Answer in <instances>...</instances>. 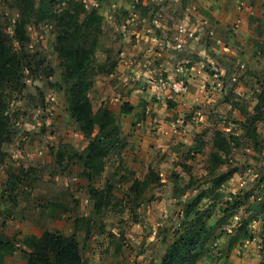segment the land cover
Wrapping results in <instances>:
<instances>
[{
    "label": "rangeland",
    "instance_id": "1",
    "mask_svg": "<svg viewBox=\"0 0 264 264\" xmlns=\"http://www.w3.org/2000/svg\"><path fill=\"white\" fill-rule=\"evenodd\" d=\"M77 1L88 10L110 8V0ZM67 5L68 0H35L37 15L26 26L29 41L20 43L13 31L18 19L14 0H0V29L20 57L18 81L0 84L8 136L1 145L6 156L0 161V236L21 248L7 253L3 264H25L29 249L22 241L45 230L74 234L84 264H161L168 247L194 216L187 211L191 206H210L212 211L204 222V252L196 264H216L230 242L243 244L248 238L238 231L240 223L252 228L251 237L257 229L263 233L264 107L259 85H264V72L239 64L226 71L217 56L213 63L202 65L212 75L209 81L190 88L182 80L187 96L199 95L196 103L161 111L157 87L151 82L162 73L123 70L121 52L127 43L123 31L129 26L125 21L116 26L101 21L100 32L88 35L92 79L88 97L93 111L108 108L113 113L119 142L104 157L103 169L88 177L82 157L89 151L90 137L70 115L74 80L63 76L55 50L52 15ZM116 11L121 16L128 12L125 7ZM179 30L188 37L185 29ZM228 32L234 34L232 28ZM255 32L264 39L263 25L257 23ZM174 40L176 48L184 41ZM259 47V55H264V47ZM167 95L166 103L172 102ZM127 105L132 106L129 115L121 111ZM162 112L174 117L169 120L174 125L161 118ZM253 116L259 119H246ZM185 128L190 136L178 138ZM137 130L144 131V137L135 136ZM216 131L237 140L216 170L230 176L213 187L208 168ZM9 181L14 182L12 189ZM259 260L264 262V250Z\"/></svg>",
    "mask_w": 264,
    "mask_h": 264
},
{
    "label": "crops",
    "instance_id": "2",
    "mask_svg": "<svg viewBox=\"0 0 264 264\" xmlns=\"http://www.w3.org/2000/svg\"><path fill=\"white\" fill-rule=\"evenodd\" d=\"M108 3V10H97L102 22L115 25L118 21H125L129 26L123 31L127 43L121 52L124 57L122 68L127 72L162 73L163 77L171 80L187 81L190 88L212 78L202 65L213 63L217 56L215 59L226 71L239 64L247 65L253 72H264V55H259V46L264 47V39H258L255 32L257 23L264 26V0H110ZM117 7H125L128 12H123L124 16H121L116 11ZM117 27L122 30L121 25ZM180 28L188 32V37ZM230 28L233 29L232 36L228 32ZM180 37L184 40L180 44H183L176 48L174 39ZM238 45L243 48H237ZM154 92L162 104L161 111L170 107L164 94L172 99V102H167L174 103L170 108L175 105L178 109L180 105L193 103L199 97L197 94L187 96V93L171 96V92L159 89ZM186 97H191L190 102L185 101ZM152 109L156 110V107ZM163 114H160L161 118H165L167 124L171 123L169 120L174 117L168 118V112ZM180 116L184 118L185 114ZM186 130L177 137L188 138L190 135ZM143 132L137 130L135 136H143ZM263 250L264 232L259 233L257 229L255 235L243 244L226 250L216 264H259Z\"/></svg>",
    "mask_w": 264,
    "mask_h": 264
},
{
    "label": "trees",
    "instance_id": "3",
    "mask_svg": "<svg viewBox=\"0 0 264 264\" xmlns=\"http://www.w3.org/2000/svg\"><path fill=\"white\" fill-rule=\"evenodd\" d=\"M34 3L35 0H14L18 10V19L15 21L13 31L15 39L20 43L29 41L26 26L37 15ZM42 11L45 14L46 8ZM49 15H52L50 10ZM40 16L42 17V14ZM52 17L56 26L55 50L63 67V76L74 80L70 115L84 136L90 137L89 151L85 152L82 157L84 172L90 177L103 169L104 157L110 147L119 142V133L114 126L113 113L108 108H98L93 111L88 97V90L92 86L88 64L91 53L88 35L100 32L102 16L95 8L88 10L82 2L68 0V5L58 14H53ZM91 42L93 43L94 40ZM19 67L20 57L7 43L5 34L0 29V84L17 82ZM259 88L261 106L264 107L263 83H260ZM167 104L168 106L170 104V107L172 105L170 101ZM254 108H259L258 103L255 104ZM5 109V99L0 89V161L6 156L1 145L8 138ZM131 110L132 106L128 105L121 108L123 113H128ZM242 113H246V111L242 110ZM246 119L253 122L259 118L253 116L252 119ZM236 140V136H226L221 131H216L214 135L213 151L209 155L211 165L208 168L209 174L214 177L212 180L213 187L221 185L230 176L226 172L216 174V170L223 164V155L229 153L231 144L236 145ZM8 185L9 189H12L14 182L9 181ZM103 194L106 196L107 191L106 193L104 191ZM240 194V192L233 194V197L236 198ZM201 197L202 194L197 196L193 200V205L198 203ZM254 198L259 197L254 194ZM236 201L233 200V205H237ZM262 201L261 208L264 206V197ZM187 211L193 212L194 216L181 229L178 238L168 247L161 264H196L204 252L206 238L203 236V227L205 219L212 214L211 207L195 209L191 206L188 207ZM238 231H241L240 233L244 238L249 239L251 237V227L247 226V223H240ZM22 242L29 249V252H25V264H84L79 242L74 234L64 235L57 231L45 230L39 237L30 236ZM232 247L233 244L230 242L228 249ZM16 249L21 248L10 239L0 236V264H3L7 253L10 254ZM260 264H264V262Z\"/></svg>",
    "mask_w": 264,
    "mask_h": 264
},
{
    "label": "built area",
    "instance_id": "4",
    "mask_svg": "<svg viewBox=\"0 0 264 264\" xmlns=\"http://www.w3.org/2000/svg\"><path fill=\"white\" fill-rule=\"evenodd\" d=\"M152 85H156L157 89L160 91H168L173 94H185L188 91L187 85L182 80H169L167 77H158L153 79Z\"/></svg>",
    "mask_w": 264,
    "mask_h": 264
}]
</instances>
